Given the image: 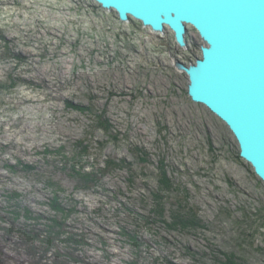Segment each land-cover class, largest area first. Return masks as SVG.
<instances>
[{"label": "rangeland", "instance_id": "rangeland-1", "mask_svg": "<svg viewBox=\"0 0 264 264\" xmlns=\"http://www.w3.org/2000/svg\"><path fill=\"white\" fill-rule=\"evenodd\" d=\"M187 29L184 49L169 28L120 21L94 0H0V83L16 81L0 86V224L21 213L4 248L13 263H28L13 247L17 228L44 224L24 208L51 214V180L75 208L68 231L84 235L77 250L57 242L83 260L70 264H264V182L171 64L200 56ZM73 167L107 169L84 189ZM175 213L197 224H174Z\"/></svg>", "mask_w": 264, "mask_h": 264}, {"label": "water", "instance_id": "water-1", "mask_svg": "<svg viewBox=\"0 0 264 264\" xmlns=\"http://www.w3.org/2000/svg\"><path fill=\"white\" fill-rule=\"evenodd\" d=\"M118 19L152 32L169 28L187 48V26L198 32L200 56L172 66L187 77V94L221 119L239 156L264 182V0H94Z\"/></svg>", "mask_w": 264, "mask_h": 264}, {"label": "trees", "instance_id": "trees-1", "mask_svg": "<svg viewBox=\"0 0 264 264\" xmlns=\"http://www.w3.org/2000/svg\"><path fill=\"white\" fill-rule=\"evenodd\" d=\"M8 56L14 55L9 49L5 51ZM17 58L20 59V55H16ZM15 57V59H17ZM10 82L7 83H0L1 87L10 88L12 89L16 85V81L10 76ZM107 120H103L101 115L97 119V124L99 126L105 127L106 129L109 127L106 124ZM82 147V145H81ZM87 151V146H83L81 148L82 152ZM239 158V153L237 155ZM75 159V158H74ZM108 166H118V163H115L114 160L109 159L107 161ZM25 168H31L30 165H24ZM105 167L96 168L92 171H82L83 169H76L73 167V172L79 176V179L76 184V188H84L90 189L96 184L100 182V177L106 172ZM48 183L55 187L53 191V195L51 198L48 199L47 204L51 209V214L47 216L39 215L37 217H32V213L28 208H24L23 214L26 218L32 219L35 218L37 220L44 219V224L41 229H38L34 224V227H26L21 226L18 227L17 232V239L13 243V247L18 250H22L26 259L28 261L27 264H43L41 261H46V257L48 254L53 255V260L50 264H70L71 262H79L83 261L78 255L72 252H63L57 246V242H61L65 244L66 248H69V245H75L74 250H77L78 245L85 244L84 235H80L74 232L68 231L67 220L71 214L74 213V207H66L60 197L59 193L64 191L63 187L58 185L56 182L49 180ZM160 183H162L166 187L171 186V182L169 179L164 178L162 175L160 179ZM158 195V194H157ZM20 196L17 192H11L8 196L9 199H17ZM160 198V196L158 195ZM15 210V209H14ZM20 211H14L12 213V221L13 223L11 226L6 227L0 224V231L2 235H0V264H15L12 262V259L9 255H7L4 251L5 245L7 244V239L14 233L15 230V221L20 216ZM163 215V210L160 212ZM190 218V219H189ZM181 216L177 213L174 215V224H180L182 227H187L190 225L197 224L194 216L192 217ZM4 217L0 215V221L3 220ZM37 222V221H36ZM180 222V223H179ZM174 226V225H173ZM72 260V261H70ZM130 264H137V260H134ZM226 264H241L238 261H228Z\"/></svg>", "mask_w": 264, "mask_h": 264}]
</instances>
